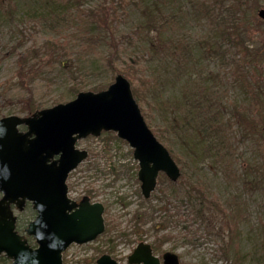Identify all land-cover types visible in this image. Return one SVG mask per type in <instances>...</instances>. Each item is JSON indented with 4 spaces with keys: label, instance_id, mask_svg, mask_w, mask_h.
<instances>
[{
    "label": "rangeland",
    "instance_id": "rangeland-1",
    "mask_svg": "<svg viewBox=\"0 0 264 264\" xmlns=\"http://www.w3.org/2000/svg\"><path fill=\"white\" fill-rule=\"evenodd\" d=\"M97 1L83 0L84 5ZM113 1L119 6L112 23L115 31L128 32L139 22L144 23L145 12L150 8L159 11L162 19L167 20L165 32H173L183 38L188 61L185 68L182 66L178 70L175 65L181 56L160 57L155 54L147 63L148 71L156 73L162 97L168 100L181 99L184 94L194 97L196 90L191 83L196 79L195 83L205 87L200 95L208 104L206 112L209 119L202 132L192 122V127L199 133L193 140L174 137L170 143L159 138L172 150L169 149L171 153L177 154L179 161L175 160L178 165L185 166V181L168 189L169 180L159 175L160 183L156 186L159 188L148 199L141 195L137 161L127 142L111 131L79 139L77 146L87 149L89 154L68 175L67 183L71 184L69 195L79 199L87 194L92 201L102 202L106 226L94 240L83 244L72 243L62 254L64 263L94 264L93 257L102 252L126 263L127 254L136 243L146 240L157 246V255L165 250L175 251L179 255V264H264V133L241 134L230 115L231 105L240 106L242 111L244 108L248 111V106L251 109L248 119L264 126V48L261 55L244 63L241 73L246 80L238 81L232 69L239 64L236 61L238 57H250L249 52L240 46H229L221 38L216 23L196 10L194 0ZM231 1L221 0L222 4L215 6L216 19L228 18L232 11L233 24L244 30L243 43L248 47L255 46L261 30H264V17L257 15L258 9L264 8V0H247L248 7L239 4L235 9L230 7ZM3 2L8 4L9 12L4 7L0 8V116L26 114L21 108L28 103H33L35 108H43L71 99L75 95L69 91L73 75L58 63L59 53L50 58L44 53L46 47L43 44L48 36L39 20L42 3L35 0ZM230 22L227 24L231 25ZM20 30L23 32L19 33ZM102 44L103 41H100L97 48ZM218 44L220 49L216 50ZM210 45L214 49L203 48ZM143 46L139 39L126 42L122 47V58L128 59L134 50ZM30 48H33L30 52V72L19 74L18 53ZM61 58L68 60L69 55ZM86 74L85 85L89 88L85 89L96 90L98 88L92 86L108 84L107 79H110L106 72L94 74L87 71ZM128 80L132 93H135L139 80ZM134 97L153 131L158 125L166 124L164 110L158 106L154 108L149 96ZM191 107L201 114L200 105ZM217 121L219 123L216 124ZM198 176L206 190L202 206L194 198L191 201L187 199L184 193L187 180H195ZM167 191L175 197L164 201L163 193L168 194ZM234 199L240 205L241 215L231 211ZM214 200L222 211H217L216 205L211 206ZM145 208L153 218L141 225L134 219V214ZM13 211L22 232L35 211L29 204L21 211L15 208ZM167 212L172 215L173 224L157 229L153 224ZM236 217L239 219L235 225L233 218ZM165 232H168L167 238H158ZM10 261V258L0 254V264H9Z\"/></svg>",
    "mask_w": 264,
    "mask_h": 264
},
{
    "label": "water",
    "instance_id": "water-1",
    "mask_svg": "<svg viewBox=\"0 0 264 264\" xmlns=\"http://www.w3.org/2000/svg\"><path fill=\"white\" fill-rule=\"evenodd\" d=\"M264 17V8L258 10ZM24 124V129L19 125ZM114 131L132 148L138 161L140 190L148 197L159 172L176 181L180 168L167 147L146 123L132 94L129 80L117 73L105 88L80 90L76 95L28 115L0 116V253L10 264H63L62 252L72 243L93 239L104 229L103 204L84 195L78 202L68 196L67 177L88 154L76 146L87 135ZM31 202L36 215L25 234L16 230L11 204L22 210ZM162 264H178L176 253L166 251ZM96 264H124L108 253ZM128 263L160 264L148 242L140 241L127 256Z\"/></svg>",
    "mask_w": 264,
    "mask_h": 264
},
{
    "label": "trees",
    "instance_id": "trees-1",
    "mask_svg": "<svg viewBox=\"0 0 264 264\" xmlns=\"http://www.w3.org/2000/svg\"><path fill=\"white\" fill-rule=\"evenodd\" d=\"M28 1L30 0H27V2ZM35 1L42 3L43 7L39 20L43 23L46 30V36H48L43 44L46 47L44 53H46L48 58L53 57L58 53V56L61 55L57 60L58 63L63 69L73 75L69 88L70 93L76 94V92L81 89L89 88L85 85L87 71L94 74L98 72H106L110 76V79H107L108 83L112 81L116 73L120 72L132 81H135L136 79L139 80V85H136L135 93L133 92L134 96L136 95L137 98H140L141 95L145 98L149 96L154 108L158 106L164 110L163 115H166L164 123L166 124L156 125L157 127L154 128V133L158 139H167L170 143L174 137L177 139L186 138L188 140H193L194 136L199 135V133L192 127V122L198 126V129L201 130V132L203 131V125L207 122V119H209V115L206 112L208 104L205 100L201 99L200 95L205 91V87L199 86L195 83L196 79H194L191 83V86L196 90L194 97L184 94L181 99L176 98L168 100L162 97L160 91L161 86L156 81V73L148 71L147 63L148 61H151V58H154L153 55L155 54H158L160 57H163L164 55L166 57L181 56V59L175 63L178 70L182 66L185 68L188 65L183 38L175 36L173 32H165L164 28L167 25V20L162 19L163 16L159 11L155 12L153 9L148 8L145 12L147 17L145 18L146 21L144 23L139 22L128 32H121L115 31L113 29L114 26H112L115 12H117L119 7L116 5L117 2L113 0H98L90 5H84L83 0ZM220 1L221 0H194V3L196 5V10L199 13L204 14L209 20L216 23V26L221 33V38L225 40L229 46H240L249 52L250 57L239 56L236 60L239 64L235 65L232 69L234 76H237L235 79L243 81L246 80L244 74L241 73L244 63H246V61L251 62L256 56L262 54L261 52L264 48V30H261L262 32L259 34L260 38L258 39V43L255 46L248 47L242 40V33L244 30L239 29L237 25L233 24L234 15L232 11L228 14V18L226 17L221 20L216 19L213 9L216 5L219 4L220 6L222 4ZM122 2L126 3L127 0L118 1V3ZM231 2L233 3H231L230 7L233 9L237 8L239 4L246 5V7L249 6L247 0H233ZM254 5L257 6L256 3ZM3 7L6 12H9L8 4L5 5L3 0H0V8ZM254 14L255 12L253 13V16ZM109 15L111 16L108 17ZM32 18L36 19V16H32ZM253 20H255V18ZM229 21H231V25L227 24ZM256 22L258 25L259 21L256 20ZM221 26L223 27L221 28ZM96 27L98 29L94 30ZM103 29L105 31L100 33ZM22 30H20L19 33H22ZM138 39L144 43L142 49L134 50L133 54H130L128 59H123L121 56L123 45L128 41L132 42L133 40L136 41ZM100 41H103L104 44L98 49L97 45ZM72 45L73 48L70 49ZM203 48L206 50L214 49L211 45L208 47L204 46ZM215 49H220V45L218 44ZM31 50H33V48L18 53V57L20 58L18 65L19 74H24L28 71L30 72L32 65L30 58ZM57 50L60 51L58 52ZM119 50H121V52ZM187 53L189 52L187 51ZM63 55H69V59L66 60V58H61ZM248 58L250 59L247 60ZM143 60H145V62ZM105 84L107 83H100L98 86H92V88H103ZM24 86L26 87V85ZM193 105H200V108L202 109L201 114L191 107ZM203 107H205V109ZM21 109L26 111L27 114L34 110L35 107L33 103H28L26 106H22ZM247 110L251 113V109L248 106ZM248 111H246L245 108L244 111H242L240 106L236 104H234V107L231 105L230 115L232 122L238 124L241 134L264 133L263 125L256 120L248 119ZM197 120L199 121L198 123ZM217 123L219 122L217 121L216 124ZM204 135H201L202 138L205 137ZM171 154L173 158L175 157L174 159L179 161L177 154H174L173 152ZM180 169L181 176L178 183L169 181L168 189L170 187H178L180 185L179 182L185 181V166L180 165ZM159 181L160 180H158V182ZM202 181L203 180L199 176L195 178V180H187L186 190L184 191L185 197L190 201L191 198H194L199 206L204 204L206 197V190L204 189ZM157 188H159V186ZM167 193L168 194L163 193L164 201L175 197V194L172 196L168 191ZM208 203L210 206V202ZM216 204H218V202L216 203L215 200L211 201V206L214 207ZM232 205H234V208H231L233 214L237 213L238 216L240 213L241 215V209H238L240 205L235 199L232 202ZM235 207H237V210ZM217 208L219 209L217 211H222L220 207L217 206ZM151 209L153 208L151 207ZM149 218H153V216L147 208L140 210L139 213L135 212L134 214V219L141 225H143ZM239 218H233V220H235V225L237 224L236 220ZM173 221L172 215L167 212L165 215L159 216L158 221L153 225L157 229H162L173 224ZM140 224H138L139 227ZM236 231L237 228L235 229V232ZM166 233L168 232L161 234L158 238H167L169 235ZM154 249L156 250L157 246H154Z\"/></svg>",
    "mask_w": 264,
    "mask_h": 264
},
{
    "label": "flooded vegetation",
    "instance_id": "flooded-vegetation-1",
    "mask_svg": "<svg viewBox=\"0 0 264 264\" xmlns=\"http://www.w3.org/2000/svg\"><path fill=\"white\" fill-rule=\"evenodd\" d=\"M69 188H70V185H69ZM69 188H68V189H69ZM80 198H81V197H80ZM80 198H79V199H80ZM79 199H76V200H79ZM28 204H29V203H27V205H28ZM29 205H30V204H29ZM33 211H34V210H33ZM17 221H18V220H17ZM105 226H106V225H105ZM17 229H18L19 232H21V230L19 229L18 224H17ZM23 232H24V231H22L21 233H23ZM26 237H27V241H29V242L32 243V237H31V236H28V235H27Z\"/></svg>",
    "mask_w": 264,
    "mask_h": 264
}]
</instances>
